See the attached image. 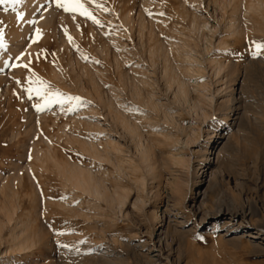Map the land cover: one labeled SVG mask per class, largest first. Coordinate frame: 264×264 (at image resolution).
I'll list each match as a JSON object with an SVG mask.
<instances>
[{
	"label": "rangeland",
	"instance_id": "obj_1",
	"mask_svg": "<svg viewBox=\"0 0 264 264\" xmlns=\"http://www.w3.org/2000/svg\"><path fill=\"white\" fill-rule=\"evenodd\" d=\"M46 1L43 6L57 4ZM185 1L162 5V0H84L99 24L56 5L52 27H38L41 34L37 36L32 19V29L19 41L16 29L24 19L19 3L0 4V177L16 174L19 196L14 199L17 213L13 217L30 221L28 234L34 243L28 251L14 250L10 238L14 221L6 223L0 235V264H264V49L261 55H253L255 43H264V20L254 21L245 10L249 0H244L238 21L243 36H227L234 42L229 53L216 47L219 33L202 34L192 27L194 12L218 25L224 0H217L218 4ZM10 11L18 12L17 18L8 16ZM125 13L133 17L129 25L123 22ZM185 41L194 46L192 55L199 58L196 65L205 70L202 77L210 84L205 90L208 97L221 88L214 101L202 100L203 110L198 112L174 100L160 79V58L155 67L149 57L157 43ZM212 56L227 65L222 84L216 83L206 62ZM172 59L177 63L175 56ZM122 72L134 75L133 80L138 72L147 73L152 86L145 93L153 92L164 107L174 111L177 124L172 125L161 112L137 103L126 88L121 87L118 94L117 102L131 115L150 114L151 125L142 128L147 137L161 142L154 140V160L171 148L163 135H173L179 142L173 150L185 155L188 165L171 167L169 173L157 163L163 166L157 169L158 179H150L143 171L148 179L144 189L137 187L139 174L128 170L119 179L129 196L115 210L104 201L87 205L89 197L64 188L52 163L49 169L33 162L37 148L43 151L51 146L60 159L90 165L95 171L103 167L114 171L106 162H94L66 136L106 139L113 126L105 104L96 97V88L103 98L110 96L111 86H122ZM29 87L40 89L45 96L30 94ZM57 93L43 110H37L36 105H45V98ZM192 95L198 99L196 93ZM122 142L130 150L129 143ZM129 150L127 154L134 157ZM2 181L0 207L5 200ZM178 181L186 194L177 190ZM109 183L113 188V182ZM254 231L259 232L258 238L250 237Z\"/></svg>",
	"mask_w": 264,
	"mask_h": 264
},
{
	"label": "bare ground",
	"instance_id": "obj_2",
	"mask_svg": "<svg viewBox=\"0 0 264 264\" xmlns=\"http://www.w3.org/2000/svg\"><path fill=\"white\" fill-rule=\"evenodd\" d=\"M44 1L45 0H19V2H18L19 8L18 9H19V12L24 13V16H23L24 19H23L22 24L20 25V29H19V27H18V29H19L18 31L16 29L15 38L17 41H19L20 38H23L32 29L33 25L37 26L36 28H38V27H44V28L47 27L48 28V27H50L51 24L54 23L53 20L55 19V13H57V6H56L57 0H53L54 2L52 4H56L53 6H48V5L43 6L44 4H42V3ZM47 1H46V3H47ZM213 1L215 2V4L219 3V1H217V0H213ZM171 2H172V0H162V5H163V3H165V4L169 3L170 4ZM183 2L185 4L186 1L183 0ZM159 3L161 4V2H159ZM243 4H244V0H224L223 2H221V5L223 6L221 9H224L227 13H225V11H224V15H222L223 14L222 13L221 14L222 16L220 18L217 15L218 25H212L204 16H202L201 13L194 12V15L192 17V27H193V29H195V31L202 32V34L203 33L205 34V32H207V31L219 33L220 36H219L216 47L218 46L223 51H229L230 50L229 51V53H230L233 50L232 45L234 42H230L229 39L227 38V36H229V37L231 36L232 38L236 34L240 37L243 36L242 31L240 30L241 26L240 25L238 26V21L240 19L241 13H242V8L244 7ZM160 7H161V9H163V6L160 5ZM215 7H216V5H215ZM185 10H186V8H185ZM245 10L251 14V15L249 14V16L254 21H257V19L264 20V0H249ZM8 13H9L8 16L13 17V19H14V17L17 16L18 12L16 13L14 11H10ZM187 13H188V11H187ZM139 14H140L139 16H141V13H139ZM181 14H182V12H181ZM188 14L185 16L188 17ZM225 14H227V15H225ZM246 14H242V17H243V15L246 16ZM183 15H184V13H183ZM32 19L35 20V24H33V25H32V23H30L32 21ZM122 19H123L124 24H126V25H129L133 22L132 21L133 17L131 15V13H127V14L125 13V15L122 17ZM139 19H140V22L143 26L144 18L140 17ZM252 19H251V21H252ZM262 20H261V22H262ZM51 27H52V25H51ZM14 43H16V42H14ZM190 45H192V44L191 43L189 44V42H186V41L184 43L182 42V44H177V43L171 42V43H169V45L157 43L156 45H154L149 50V55H150L149 57H150L152 65L155 67H157V58L158 57L160 58L161 64L158 63L160 65V69H159L160 79H161L162 83L164 84V86H166V88L172 92L174 100H176L177 103L184 104L185 106L187 105L190 108V110H192L194 112H198V111L203 110V108H202L203 103L201 104L202 100L205 99V103H206V100L214 101L213 100L214 97L219 95L218 92L219 93L221 92V88H217V95H215L216 93L214 94V92H213V93H211L210 97H208V95L205 93L207 91L206 89L208 88V86L210 84H208L207 81L206 82L204 81V78L202 76L205 77V75H204L205 70L200 65H196V63H198V61H199V58L192 55V52H193L192 50H194V49H192V47H194V46L190 47ZM167 46H169V47H167ZM207 49H208V47H207ZM171 52H174V56H175V59H177V63L175 62L174 59H172V58H174V56L171 57ZM229 53H227V54H229ZM237 53L239 55V52H237ZM237 53L234 54L235 56L232 57L231 60H233L235 57L238 56ZM207 58H206L207 59L206 62H207V64H209L208 66L211 68V72H212L211 75H213V77L216 79L215 80L216 83L219 84L225 76L223 74L225 73L224 71H225V67L227 65L225 63H223L217 57L212 56V57H207ZM246 61H248V60H246ZM229 62L231 64V61H229ZM248 68H249V66H248ZM84 69H85V67H84ZM245 73L246 72H244V75H245ZM129 74H128V72L127 73L122 72L120 74V81L122 83V86L119 84L120 86L118 85V87H116L115 89H114V87L112 88V86H111V92L112 93H110L111 95L108 97L103 98L102 97L103 95H101L100 94L101 92H99L100 90L96 88V95H97L96 97H98L103 102V104H105V106H104V107H106L105 110L107 109V112H108L107 116L109 117V120L111 121V124L113 126L112 128H110L108 135H107L105 140L97 141V140L81 139L80 136L77 137L76 135L66 136V138L69 142H74V143L77 142V144H79L86 152H88L91 155V157L93 158L94 162H106L109 165H111V167L114 169V171H112L108 168L105 169L103 166H102L103 168L100 169L101 172L98 170L95 171L94 168H92V166H90V165L84 166V164H82L80 162H72L70 160L60 159L58 157V155L54 152L55 150L51 148V146H49L50 148L47 147L48 149H46V150L43 149V151H40L42 148H39V149L37 148L38 150L36 149L35 162H33V163H36V161H37V163H39L40 167H42V168L48 167L49 166L48 163H52L54 165L55 170H57V173H59L58 175H60V177H62L61 179L64 181V188L69 189L71 192H73L75 194L81 193L82 195L89 197L86 200V203L89 206H98L101 203V201H104L112 209H115V210L118 209L119 210L126 203L128 196H129V189L125 185H122L123 184V183H121L122 180L119 178L123 177L122 175H125L128 170H130L131 173H133L134 175L139 174L135 177V179H136L135 181H136L138 188L140 187V188L144 189V188H146L145 185H146V181L148 180V179L146 180L147 177L145 175L148 174L149 178L152 180L153 179L155 180L156 178L158 179L159 176H157V169H159V167L161 165H163L164 168L167 167L169 170L171 167L178 168V166L179 167H185L188 165L187 158H185V155L183 157V155L180 156L177 152H174L173 147L176 145L178 140L173 135H167V136L163 135L164 137H166V139L164 137H163V139L167 140V142H169L168 145H171L172 150L169 147L170 149L168 148L167 153L165 151L162 152V154L164 153L165 155L161 156V154H159V156L157 155L156 157H160V159L154 160L156 152L154 155L155 150H154L153 146H154V142L157 140V138L155 140V137L153 136V134H152L153 139H151L150 137H147L146 132H144V130H143L144 128H142V126H146L147 124L151 125L152 118H151V116H149L150 114L149 113L143 114V112H144L143 111V112H140L142 114H139V113H138V115H137V113L135 115L133 114L135 116V118H134V116L131 115L128 112V110L124 109L125 107L122 106L123 107L122 108L119 105V103L117 102L119 100L118 94H119V92H122V90L126 88L127 90L126 89L125 90L129 91L128 94H130V96L137 103H139V104H141L147 108H150V110H154V112L155 111L161 112L164 115V116L162 115L164 117V119H167L172 125L177 124L176 119H175V115H174V111L170 108L164 107V103L159 101L160 99H157V97L154 96L153 92H147L148 94L145 93L144 89L145 88L147 89V86L149 88V85L152 86L151 84H149V81L147 80V76H146L147 73H139L138 72V74H140V75L142 74V75L139 78V75L136 74L137 76L135 77L134 80L132 79L133 78L132 76H134V75L129 76ZM189 77H192V79H189ZM200 77H202V78H200ZM90 79H92V78H90ZM193 79H195V80H193ZM222 82H221V84H222ZM94 83H92V84H94ZM243 85H245V84H243ZM210 88H211V86H210ZM212 90H211V92H212ZM193 92L198 95L197 100H194L193 95H192ZM150 93H152V94H150ZM221 96H223V95H221ZM230 96L233 97V95H230ZM232 97H230V98H232ZM234 98H236V97H234ZM234 98H232V99H234ZM234 100H236V99H234ZM224 101H225V99H224ZM212 103H214V102H212ZM121 105H122V103H121ZM153 122H154V120H153ZM89 125H90L89 128H91V123ZM94 125H92V126L94 127ZM100 125L98 126V128L102 129L101 128L102 126L100 127ZM147 127H148V125H147ZM147 127L145 128L146 131H147ZM181 128L184 129L183 127H181ZM115 129H116V131H115ZM105 130L106 129H104V131ZM154 132H155V130H154ZM160 137H161V135H160ZM123 140L124 141L126 140L127 143H129L130 150L126 147V144H124V142H122ZM157 141H158V143H161L159 140H157ZM190 141H189V143L191 144L192 141L191 142ZM180 144H182V143H180ZM127 146H128V144H127ZM126 148L129 151H133L134 155L136 157H138V159H139V162L137 161L138 163L135 160L136 158H134L135 156L133 157V156L127 154ZM208 151H210V150H208ZM205 153H206V151H205ZM217 154H218V152H217ZM159 162L161 163V165L160 164L157 165V163H159ZM28 163L30 164V162H28ZM163 166L160 168H163ZM51 168H53V167H51ZM165 170H167V169H165ZM169 170H167V171L169 172ZM143 171H145L146 174H144L145 172H143ZM171 171L172 170H170L169 173H171ZM114 172H116L118 174L113 175ZM174 173H175V171H174ZM15 175H13L12 177L9 176L5 179L4 178L1 179L2 176L0 177V179L3 180L1 183V188H2L1 192L3 191L4 196H5V200L2 204V206L0 207V211L2 210V213H4L5 217H6L5 220L0 219V235H1L2 229L6 225V223H9L10 221H14V228H11L12 232H11V234L9 233L11 241H12L11 246L14 247V250L16 248V251L19 250L18 252H20V251H25L27 249L28 250L32 249L34 247V245H33L34 243L32 241L33 244H31V238L28 234V231H29L28 227L29 228L31 227L29 225L30 221L24 220L22 218H21V220L20 219L17 220L14 218L15 217L14 212H16V209H15V207H14L15 205H13V203H14V199L19 196V192H17V189H15V186H14L15 179H17ZM29 175H32V174H29ZM20 181L21 180H19V182ZM110 181L113 182V188L110 187L112 185L111 183H109ZM109 184H111V185H109ZM21 185H23V183ZM176 185H177V190H179L182 194L185 193V192H183V189H182L183 188L182 181H178ZM34 200H35V198H34ZM219 214H220V212H217L214 214V216L217 217ZM258 231L251 232L250 237L251 238H258L259 237ZM0 238H2V237H0ZM1 241H2V239H1ZM34 242H35V240H34ZM31 245H33V246L30 248ZM9 248H11V247H9ZM2 264H7V263H2Z\"/></svg>",
	"mask_w": 264,
	"mask_h": 264
},
{
	"label": "snow or ice",
	"instance_id": "obj_3",
	"mask_svg": "<svg viewBox=\"0 0 264 264\" xmlns=\"http://www.w3.org/2000/svg\"><path fill=\"white\" fill-rule=\"evenodd\" d=\"M19 0H0V4L3 3H18ZM57 6L62 8L66 12H71V13H78L81 16H85L88 19H91L94 23L99 24L100 21L95 17V15L89 10V8L86 6L84 0H57ZM99 7H103V5H98ZM23 19V16L20 17ZM37 36H39L40 29H36ZM71 41V37H69ZM255 48L256 51L253 53L254 56H259L261 55V49H264V43H255ZM24 67H28V65H24ZM28 92L35 93L37 96H45V93L41 91L40 89H33L32 87L28 88ZM57 94H49L48 97L45 98V105H36L37 110H43V107H45L48 103L52 102V98L58 97ZM31 98V96L29 97ZM72 99H79V98H72Z\"/></svg>",
	"mask_w": 264,
	"mask_h": 264
}]
</instances>
